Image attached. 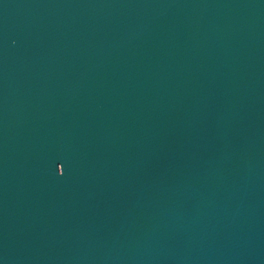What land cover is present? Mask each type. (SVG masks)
I'll use <instances>...</instances> for the list:
<instances>
[{
	"label": "water",
	"instance_id": "water-1",
	"mask_svg": "<svg viewBox=\"0 0 264 264\" xmlns=\"http://www.w3.org/2000/svg\"><path fill=\"white\" fill-rule=\"evenodd\" d=\"M0 264H264V0H0Z\"/></svg>",
	"mask_w": 264,
	"mask_h": 264
}]
</instances>
